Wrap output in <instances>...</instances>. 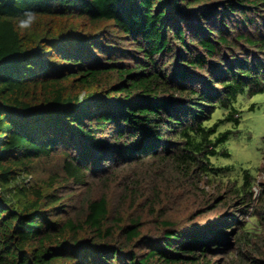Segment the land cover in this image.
<instances>
[{"label":"trees","instance_id":"1","mask_svg":"<svg viewBox=\"0 0 264 264\" xmlns=\"http://www.w3.org/2000/svg\"><path fill=\"white\" fill-rule=\"evenodd\" d=\"M25 8L38 13L29 30ZM257 94L264 0H0V264H209L233 224L251 247L264 186L255 197V175L222 161L242 99ZM56 158L57 172L25 183ZM167 160L186 178L231 183L249 219L180 227L157 212L166 182L155 174L152 199L136 179L123 197L148 215L83 198L92 179Z\"/></svg>","mask_w":264,"mask_h":264},{"label":"rangeland","instance_id":"2","mask_svg":"<svg viewBox=\"0 0 264 264\" xmlns=\"http://www.w3.org/2000/svg\"><path fill=\"white\" fill-rule=\"evenodd\" d=\"M240 107L243 113V119L238 127V135L235 136L227 147L232 155L230 159L222 161L224 164L230 163L236 166L235 174H241L242 169H249L257 178L259 185L255 186L253 191L255 197L259 195L260 189L264 186V94H257L252 97L242 99ZM53 163L45 166L43 171L38 170L34 178L26 177L27 185L34 183L36 180L46 179L52 173L57 172L61 162L56 158ZM48 163V162H47ZM126 168V167H125ZM120 168L111 178L105 180H90L87 188H81L85 191L83 198H98L101 195L110 197L111 209L114 214L121 216L125 214L136 216L138 214H147L144 209L148 207L143 203L141 207L138 202L134 205L129 200H124L125 190L135 179L141 183L140 189L143 199H152L153 182L148 179L151 174L156 175L160 181H165V185L156 184L155 192L162 196L159 202L157 212L166 213V217L176 221L180 227L193 225L196 223L207 224L210 221L224 222L225 217L236 215L239 221L248 220L250 215L246 208L241 206L230 192L231 183L219 185L217 181L208 182L206 178L189 179L183 176L180 170L169 160L160 165L147 162L145 167L135 166L134 168ZM259 169V171H257ZM52 172V173H51ZM146 179V181H145ZM15 184H12L14 186ZM161 185V187H160ZM159 187V188H158ZM259 207V206H258ZM113 215V214H111ZM130 216V217H131ZM157 214L151 215L156 220ZM115 217V216H114ZM229 220V219H228ZM192 224H189L191 223ZM146 228L157 227L154 221L145 224ZM233 227V229H232ZM225 232L226 239L224 245L214 246L218 250L210 249L208 254L209 264H259V260H264V235L260 240L249 246L240 244L238 239L239 226L233 224ZM235 231V232H234ZM226 243V244H225Z\"/></svg>","mask_w":264,"mask_h":264},{"label":"clouds","instance_id":"3","mask_svg":"<svg viewBox=\"0 0 264 264\" xmlns=\"http://www.w3.org/2000/svg\"><path fill=\"white\" fill-rule=\"evenodd\" d=\"M37 18L38 13L36 11L30 8H25L19 18L18 26L21 30H29L37 22Z\"/></svg>","mask_w":264,"mask_h":264}]
</instances>
